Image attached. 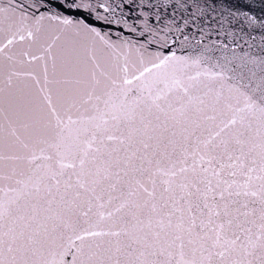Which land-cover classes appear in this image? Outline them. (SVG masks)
<instances>
[{"label": "snow or ice", "instance_id": "1", "mask_svg": "<svg viewBox=\"0 0 264 264\" xmlns=\"http://www.w3.org/2000/svg\"><path fill=\"white\" fill-rule=\"evenodd\" d=\"M94 11L0 0V264H264V44Z\"/></svg>", "mask_w": 264, "mask_h": 264}, {"label": "water", "instance_id": "2", "mask_svg": "<svg viewBox=\"0 0 264 264\" xmlns=\"http://www.w3.org/2000/svg\"><path fill=\"white\" fill-rule=\"evenodd\" d=\"M90 3L93 18L98 12L105 20L93 19V26L110 38L117 36L139 39L144 21L155 28L161 36L175 41L172 50L178 56L195 57L205 46H227V54L248 52L258 54L264 41V0H78ZM104 4V8L99 5ZM117 5H120L119 7ZM79 19V14H70ZM123 23H114L121 21ZM189 23L185 24L184 21ZM109 21H112L109 25ZM129 25L137 29L132 34ZM179 29V31H177ZM188 37L185 41L184 37ZM183 42V43H181Z\"/></svg>", "mask_w": 264, "mask_h": 264}]
</instances>
